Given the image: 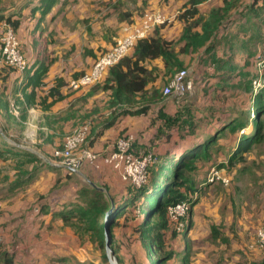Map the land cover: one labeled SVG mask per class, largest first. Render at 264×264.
Masks as SVG:
<instances>
[{
	"label": "rangeland",
	"instance_id": "1",
	"mask_svg": "<svg viewBox=\"0 0 264 264\" xmlns=\"http://www.w3.org/2000/svg\"><path fill=\"white\" fill-rule=\"evenodd\" d=\"M31 1L0 0V13H3L10 7L12 8L10 12L13 13L14 10H17L18 6H28V10H25L23 15L26 18V24L33 26L31 31L33 33L32 37H34V32L41 26L40 22L44 19L45 13H41L43 9L37 5L30 6L29 3L33 4L34 0ZM56 1H59L58 9L62 8L64 0ZM232 1L234 3L233 8L222 19V32L220 33L219 31L213 43L211 41L207 42L212 43L211 47L206 50V45H201L202 47H199L197 51L190 49L189 52L185 53L179 52V49L184 44L181 41L183 24L177 18L185 11V6L189 4V0L173 3L170 9H168V11H171L169 16L164 15V12L159 9L148 11H145L146 8L139 9L138 14L141 15V18L145 14L154 11H160L165 16L167 22L162 26L160 33L168 39L177 42L175 51L177 52L178 60L182 63V67L171 66L169 68H166L161 61V67L158 66L157 61H154L156 62L154 65L152 64L153 62L150 63V68H154L156 71L149 86L156 88L163 95L164 87L182 68L189 69L188 79L193 82L191 91H187L181 96L173 94L167 97L165 101L167 103L166 111L173 113L178 110L183 114L192 116V119L194 118L202 129L210 130L211 125L226 126L228 122H231L235 118L239 120L240 125L234 131H230L227 128L218 141L210 148L208 158L197 160L195 162V169L191 173H188V176L193 179L195 187L201 190L196 194H191L195 200L188 206L189 215L181 216L178 220L173 221L174 226L172 229L178 233L173 234V230L169 231L168 247L164 254L166 255L169 251L173 252L170 260L164 261V256L160 257L151 251L147 237L149 232L140 231L143 228L144 230H148L146 229L148 226L144 224L142 229L140 228L136 210L129 209V211L123 213L121 216H119L118 212L115 215L111 213L105 217L104 222L107 226V235L110 236L109 231L112 232L111 247L115 251L120 264H157L160 258L163 260V264H252L264 261V249L259 245L256 237L257 228L264 227V225L258 224L257 218L254 219V216L251 218L248 215L249 211H252L250 200L254 199L255 196H252L248 192V188H245L241 184L242 180L240 178L245 174L249 175L259 155L264 153V114L260 116L256 115L254 107L251 106L254 102L253 98H250L249 92L245 89L247 86H251L252 96L264 89V63L261 59V50L264 46V14L259 20L257 18L251 19L249 21L251 22V27L245 28V19L242 13H240V11H244V1ZM144 6H147V2ZM37 10L39 11L38 18L31 23L27 19L29 15L34 17ZM171 16L174 17L171 18ZM34 24L36 25L35 27ZM82 24L85 25L83 36L90 38L92 42L96 41L99 43L100 56L107 48L104 43L112 41L111 37L104 33L95 32L92 29L90 18L84 19ZM12 30L17 35L19 40L18 49L24 57L25 62L24 68L19 71L24 72L27 67L25 57L27 50L22 45L17 30ZM55 37L59 36L45 34L42 40L39 37L37 40L44 43L45 41H49L50 38L51 41L55 42ZM42 54L44 55V52ZM40 62L41 59L35 57L33 69L38 71L41 65ZM45 77L41 79V83ZM105 77L101 82L92 85L88 93L91 94V91L94 93L102 92L101 87L105 84ZM70 87L81 89L71 85ZM4 88L5 82H0V95L5 94ZM103 92H105V99L108 100H102L101 97L97 98L99 110L100 108L104 110L106 105L109 109L111 95L106 91ZM8 96H11V94ZM46 96L44 95L40 98V101L44 100V107L42 104L39 105L42 109L46 108L43 109L44 111L49 110L62 100L61 98L53 102L50 97L45 98ZM6 102L9 106L5 111L7 112V114L5 113V123L13 122V120L20 118L21 114L26 115V119L21 122L23 123L21 124V128H18V130L14 129L11 133L20 138L18 139L19 142H23L24 138L29 142L31 139L30 134H32V137L37 140L33 148L35 151H37L39 145L43 144H51L55 148L61 147L67 135L83 125H88L91 129L94 122L93 118H89L91 117L90 115L86 117V112H83V118L78 121L79 123L77 122L78 124L74 130L73 126L68 130L69 126L64 124L63 128H61L62 130L58 131L57 123H51L50 118L44 115L45 113L42 110L41 122L37 124L38 128H36V131L28 130L27 132L26 127L28 129L29 124L25 125L24 123L29 121L27 108L31 105H26L25 101L26 107L24 104H21L25 108L19 114V109L16 108V105H19L22 101H17L12 96L7 97ZM102 103H104L103 106H101ZM171 106L172 109H170ZM68 109L65 112L67 115L60 118H64V122L66 123L68 121L74 123L75 120H72V115H68L71 112ZM2 119L3 117H0V124L3 122ZM256 119L263 123L261 127L263 131L262 139L259 142L251 141L250 150L247 153H241L243 158L239 159V157H236V153L239 152L241 143L243 140H250L249 138H252L258 130H256L257 125H254ZM48 126L53 127V129L50 127L51 131H48ZM9 128H0L2 135L10 137L11 134L7 131ZM124 134L125 132L121 133V135ZM154 142L155 144H153ZM154 142L152 144L148 142V146L143 145L142 150L152 151L155 154V163L157 165L154 167H158L169 162L170 158L180 148L179 142L181 143L182 141L175 135L172 137L170 143L160 140H155ZM3 147L7 149L11 148L6 144ZM53 150L49 151L50 153H45L46 156H42V158L49 163L54 162L52 160ZM0 151L2 152L0 153V216L3 213V209L1 208L11 207L14 209L18 202L24 205L27 203L28 209H30L33 198L36 199L38 193L29 197V195H25V189H22L18 195L20 191L15 192V189L11 186L15 181L22 180L21 178L25 180L26 176L23 173H18V176L10 177V171L13 168H17L20 171L30 168L31 163L26 159L28 157L23 154L12 155L6 153L5 149H1ZM231 157L233 159H231L232 163L230 164L228 160ZM20 162H23L24 165H20ZM220 166L224 167L221 168ZM215 171L221 176L225 173L229 178H232L230 184L225 185L219 179L213 181L212 177L217 175ZM57 180L58 178L47 179L43 182L45 191L48 186L49 188L53 186L49 190L48 196L52 198L58 197V200L54 201L57 203L55 206L59 202L72 197V193L66 189H62L64 184L60 185V182ZM83 185L86 186L84 182ZM72 190H75V188H72ZM112 191L113 193L117 192L115 189ZM132 193H134V190L129 186H121L118 198L122 200L123 197L131 196ZM43 197H46L45 194ZM42 199L38 197L36 202L41 203ZM72 202H78V200H72ZM72 202H64L59 207L64 206L62 210H69L73 204ZM257 203L255 201L254 206ZM61 211L56 212L55 217L51 219V226L47 228L49 232L48 237L45 238L44 242H40V245L44 246L48 243L49 247H44L46 252L40 251V254L30 259L25 253L18 251L17 244L14 245L11 241V243L4 242L2 251L4 252L9 248L11 252L16 254L14 264H68L76 262L109 264L104 258V249L99 248L97 243V232L87 229L88 222L78 217L70 221L69 224L72 226L65 224L61 216L57 215ZM56 219H59L62 223L56 221ZM250 219L257 221L251 227ZM213 225L216 230L212 231ZM20 244L26 246V242L24 241L20 242ZM30 257L32 256L30 255Z\"/></svg>",
	"mask_w": 264,
	"mask_h": 264
},
{
	"label": "crops",
	"instance_id": "2",
	"mask_svg": "<svg viewBox=\"0 0 264 264\" xmlns=\"http://www.w3.org/2000/svg\"><path fill=\"white\" fill-rule=\"evenodd\" d=\"M25 1L32 2L31 0ZM181 1L182 0H64L63 6L60 9H58L59 1H55L53 7L45 15L44 19L41 20V26L34 32V37H32L33 33L31 31L33 26L26 24L27 21L23 15L24 11L28 10V6H18L17 10H14L13 13L9 11L11 15L16 16L19 13L22 15L23 21L17 28V33L22 45L27 50L25 56L27 67L24 72L15 71L11 74L9 79L5 82L6 95L4 94L3 97L0 95V100L3 99V107H0V117H3V122L0 124L2 125L0 128L10 127L7 131L11 134L10 137L3 135V137L0 138V147L2 149L6 144L11 147L9 148L11 152L26 151L31 154L30 156L34 161L31 163L30 168L23 169L21 170L22 172L17 170V168H13V170L10 171L11 178H13L12 176H18V173H23L26 176L25 180L21 178L22 180L15 181V183H22L16 186L15 183H13L11 187L15 189V192L20 191L18 195L21 193L22 189H25L26 196L29 195V197H32L37 193L38 196L36 199L33 198L32 207H30V209H28L27 203L24 205L21 202H18L14 209L11 207L1 208L3 209V213H1L0 216V234H3L4 242L11 241L14 245L17 244L18 251H22L30 259L40 254V251L46 252L44 247H49L48 243L44 246L40 245V242H44L45 238L48 237L49 232L47 228L51 226V219L55 217L56 212L63 209L64 206L59 207L60 204L77 200L78 191L82 188L83 182L85 183V179L81 175L74 172L69 173L67 169L61 166L53 168L50 163L42 158V156H46L45 153L55 148L52 147L51 144L45 143L46 145H39L37 151L33 150L37 140L32 137V134H30L31 139L29 142L25 138L24 140L21 139L23 142H19L18 139L20 138H17V136L11 132L14 129L18 130V128H21V124L23 123H21L22 121L20 118L13 120V122H8V124L5 123V115L7 114L5 111L8 108L4 107V102H6L7 97L13 96L15 100L22 101V103L16 105V108L19 109V114L22 113L21 111L26 107L25 98L33 89V77H35L38 72L36 69H33L34 58L37 57V59H41L44 64L43 66L48 68L43 82L34 87L36 101L40 100L42 96L48 95L50 88L55 85L57 78H62L65 85L59 88V92L63 96L62 100L57 102L49 110L44 111L38 105H31L27 108L29 121L24 123L25 125L29 124V128L27 129L26 127L27 132L28 130L36 131V128H38L37 124L41 122L40 117L43 113L42 110L45 113L44 115L50 118L51 123H57L58 131L62 130L61 128H63L64 124L69 126L68 130H70L72 126L74 130L79 123L78 121L83 118V112H86V117L90 115L91 117L89 118L94 119L86 141L88 147L101 154L108 153L115 140L121 133L125 132V134H132L135 137V149H142L143 145L148 146V139L155 130L154 127H150V120L147 116L121 115L111 127L103 129V123L109 117L111 110L107 108V105L104 110L101 108L99 110L96 100L98 97L104 100L105 92L94 93L91 91V94H89L88 91L92 88L91 86L81 89L70 87V82L73 78L90 71L100 54L99 43L96 41L92 42L90 38L83 36L85 25L82 24V21L90 18L92 29L95 32L104 33L111 37L112 41L104 43L107 50L115 41L124 35L123 29L125 27L135 24L140 20L141 15L138 14L139 9L146 8L145 11L159 9L164 12V15L169 16L171 13V11H168L170 6L176 2L181 3ZM243 1H246V4L250 2L249 0ZM34 2L33 4L29 3V5L39 6V0H34ZM146 2L147 6L145 7L144 4ZM218 7H224V0H205L197 5L199 14L205 17L208 16L213 8ZM231 9L229 11H231ZM38 12L37 10L34 17L29 15L27 20L32 23L38 18ZM172 17L174 16H171V18ZM35 26L34 24V27ZM45 34L59 37H55V42L51 41L50 38L49 41H45L44 43L38 42V37L42 40ZM85 50L92 51L94 55H86L84 53ZM42 52H44V55ZM156 61L158 62V66L161 67V60ZM152 64L154 65L156 62L153 61ZM150 66V63L147 64V67L150 68ZM9 94H11V96H8ZM21 104H24L25 107L21 106ZM165 104L167 105L166 102ZM165 104L164 107H167ZM103 105L104 103L101 104V106ZM68 108L71 110L68 115H72V120H75L74 123L69 121L66 123L64 122V118H60L67 115L65 112ZM170 109H172V106ZM50 127H47L48 131L53 129V127H51V129ZM153 144H155V142ZM42 161L46 162V164L42 163ZM81 172L95 183L101 186L107 185L110 194L118 199L120 187L124 186V184L111 168L103 166L102 169L94 171L85 167ZM55 178H58L57 181L60 182V185L64 184L62 189H66L68 192L72 193L71 198L69 197L67 200L59 202L56 206L55 204L57 203L54 201H57L58 197L52 198L48 196V192L53 186L50 188L48 186L46 191L43 188L44 181ZM240 178L242 180L241 184L245 188H248V192L252 196H255L254 199L258 202L257 205L254 206V199L250 200L252 211H249L248 215L251 218L254 216V219L257 218L258 224L264 225V153L259 155L249 175L245 174ZM39 184H41V186H39ZM72 188H75V190H72ZM113 189L117 192L113 193ZM44 194L46 196L45 198L43 197ZM38 197L43 198L41 203L36 202ZM57 215H59V213ZM56 221L62 223L59 219H56ZM257 221H252V219H250V227ZM22 241L26 242V246L20 244ZM21 248L23 249L21 250ZM7 249L10 251L9 248ZM30 255L32 257H30Z\"/></svg>",
	"mask_w": 264,
	"mask_h": 264
},
{
	"label": "trees",
	"instance_id": "3",
	"mask_svg": "<svg viewBox=\"0 0 264 264\" xmlns=\"http://www.w3.org/2000/svg\"><path fill=\"white\" fill-rule=\"evenodd\" d=\"M39 1L38 7L43 9L41 13H45L46 15L53 7L56 0ZM203 1L205 0H190V3L188 2L189 4L185 6V11L177 18L183 24L181 41L184 42V44L179 49L181 53L189 52L190 49L197 51L199 47H202L201 45H206V50L210 48L215 36L219 31L220 33L222 32V19L234 4L232 0H224V7L213 8L208 16L205 17L199 14L197 8V5ZM8 9L11 11L12 8L10 7ZM8 9L0 13V82L2 83L6 82L12 73L19 71L7 63L5 58L2 57L1 52V38L3 37L5 29L11 27L17 30L23 21L20 13L16 16L11 15ZM240 13L244 16L245 28H250L251 22L249 21L251 19L257 18L259 20L263 16L264 0H252L249 4H246V1H244V11H240ZM247 23L249 24L247 25ZM162 26H164V24L156 27L148 37L139 40L130 54L108 69L105 74V76H107H104L105 84L101 89L109 92L111 95L109 100V109L111 113L104 121L102 126L103 129L111 127L121 115L147 116L150 120V127L155 128L154 132H152V136L148 139L149 143L152 144L155 140L170 143L172 137L175 135L182 141L178 144L180 148L176 151V154L170 158L167 164L158 167H154L157 163L151 165L148 169L147 182L144 185L139 188H134L124 184L134 190L131 196L123 197L124 199L122 198V200H119V198L116 199V197L113 196L117 209L112 212V215L118 212L119 216H121L123 213L129 211V209L136 210L140 228L142 229L144 224L148 226V228H146L148 230H144L143 228L140 231L149 232L147 237L151 251L160 257L164 256V261H168L172 258L173 254V252L169 251L164 255L168 247L167 240L169 231L173 230L172 228L174 226L169 216L170 208L183 202H187L188 204L192 203L195 199L191 194H196L201 190L195 187L194 181L188 176V173H191L195 169V162L197 160L208 158L210 148L218 141L227 128L230 129V131H234L236 127L240 125V122L235 118L231 122H228L226 126L211 125L210 130H208L200 128L198 125L199 123L194 120V118L192 119V116L183 114L178 110L173 113L166 111L164 104L167 98L156 88L149 86L156 70L147 67V64L156 60H161L163 65L169 68L171 66L182 67V63L178 60L176 55L177 52L175 51L177 42L168 39L160 33ZM209 41L212 43H207ZM85 54L94 55L90 50H85ZM98 58L99 56L97 59ZM40 63L39 70L36 76L33 77V89L25 98L26 105L39 106L42 104L44 107V100H35L36 93L34 91V87L40 85L41 79L48 70L47 67L43 66V61ZM64 85L63 79L57 78L55 85L50 88L45 98L50 97L53 102L63 98L59 92V88ZM5 89L6 88H4L3 91H5ZM245 89L249 92L250 98H253L254 102L251 106L254 107L256 115L260 116L264 114V89L253 96L251 94V86H247ZM1 95L2 97L4 96L3 94ZM2 100L3 99L0 100V107H3ZM4 105L6 108L9 106L7 102H4ZM20 119L23 122L26 119V115L21 114ZM254 123V125H257L256 130H258L254 133L252 138H249L250 140H243L241 143L240 150L236 153V157H239V159L243 158L241 153H247L250 150L251 141L259 142L262 139L263 131L261 127L263 123L258 119H256ZM197 130L199 131L198 133ZM2 136L3 135L0 133V138ZM174 145L177 146L176 144ZM85 146L87 145L85 144ZM2 149H5L6 153L12 155H25L28 157L26 159L29 163L34 161L30 156L31 154L26 151L11 152L9 148L3 147ZM0 153L2 152L0 151ZM231 159L233 158L231 157L228 160L230 164L232 163ZM42 163L46 164V162L43 161ZM20 165H24V163L20 162ZM50 165L55 168L51 163ZM220 167L222 168L224 166ZM67 171L72 173V171ZM222 176L228 177L225 173H223ZM214 180L217 179L214 178L213 181ZM231 180L232 178H230V182ZM19 183L22 182H16L15 186L17 184L19 185ZM85 184L86 186L83 185L78 191V202H72L73 204L70 209L62 210L59 215L65 224H69L71 220L77 219L78 217L87 221V229L97 232V243L99 248L105 251L104 220L110 207V202L104 193L95 189L87 182H85ZM103 186L108 189L107 185ZM189 213L190 211H188V215ZM213 230H216L214 225L212 226V231ZM109 233L112 244V232L109 231ZM175 233L178 232L173 230V234ZM3 245L4 243L0 245V264H14L16 261V254L9 250L3 252ZM104 258L108 261L106 253L104 254ZM118 262L120 264L119 259ZM162 262L163 260L160 258L157 264H163ZM68 264L86 263L76 262ZM252 264H264V261Z\"/></svg>",
	"mask_w": 264,
	"mask_h": 264
},
{
	"label": "built area",
	"instance_id": "4",
	"mask_svg": "<svg viewBox=\"0 0 264 264\" xmlns=\"http://www.w3.org/2000/svg\"><path fill=\"white\" fill-rule=\"evenodd\" d=\"M167 19L160 11L145 14L137 23L124 28V35L116 41L105 53L99 56L92 68L82 76L73 79L70 85L75 88L92 86L104 78L108 69L117 64L122 58L130 54L136 43L148 37L152 31L159 27ZM2 42V57L7 63L22 70L25 66L24 57L21 55L18 45L19 40L11 27L4 31ZM264 45V44H263ZM261 52V59L264 63V46ZM189 78V69L184 68L175 74L170 82L164 87L163 95L167 98L170 95H183L193 88V82ZM90 132L88 125H83L71 134L67 135L61 147L55 148L52 153L54 166H61L69 171L71 169L81 171L87 167L90 170H100L103 166L111 168L125 185L139 188L147 182L148 169L155 163V154L152 151L136 150L135 137L132 134L120 135L112 145L108 153L101 154L90 147L85 146ZM217 175L212 179H220L225 185L230 183V178ZM189 204L183 202L170 208L169 216L171 221L178 220L189 211ZM256 237L259 245L264 249V227L256 230ZM4 243V236L0 234V245Z\"/></svg>",
	"mask_w": 264,
	"mask_h": 264
},
{
	"label": "water",
	"instance_id": "5",
	"mask_svg": "<svg viewBox=\"0 0 264 264\" xmlns=\"http://www.w3.org/2000/svg\"><path fill=\"white\" fill-rule=\"evenodd\" d=\"M72 172L77 173L79 175H81L85 181L90 184L92 187H94L95 189L101 191L102 193H104L109 202H110V207L106 213V216L111 214L112 212H114V210L117 209V205L115 204V200L113 198V196L110 194L109 190L107 188H105L104 186H101L97 183H95L93 180L87 178L81 171L79 170H75V169H71ZM105 253L108 259V263L109 264H119L118 259L115 255L114 250L111 248V239L110 237L107 235V226L105 224Z\"/></svg>",
	"mask_w": 264,
	"mask_h": 264
}]
</instances>
